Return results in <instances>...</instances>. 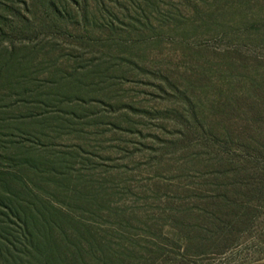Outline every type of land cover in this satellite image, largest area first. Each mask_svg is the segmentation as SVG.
<instances>
[{"label": "rangeland", "instance_id": "374dc122", "mask_svg": "<svg viewBox=\"0 0 264 264\" xmlns=\"http://www.w3.org/2000/svg\"><path fill=\"white\" fill-rule=\"evenodd\" d=\"M14 171L0 264H264V0H0ZM36 196L72 219L57 251Z\"/></svg>", "mask_w": 264, "mask_h": 264}, {"label": "trees", "instance_id": "16d2710c", "mask_svg": "<svg viewBox=\"0 0 264 264\" xmlns=\"http://www.w3.org/2000/svg\"><path fill=\"white\" fill-rule=\"evenodd\" d=\"M55 11H57L56 8ZM28 163L29 161L23 162L24 165H27L29 167ZM30 163V168H33L34 178H36L38 183L39 180L42 182L44 181V183L46 182V174H54L53 178H55V180L58 179V163L54 157L50 158L48 154L40 151L33 158V162L31 161ZM20 175L21 171H14L12 173H0V192H5L8 197L13 198L15 201V206L21 200V197L27 195L26 190L28 187L27 185H25L23 181L24 179H22ZM57 186L59 187V185ZM36 188H38V191L44 190L37 185ZM36 200L37 202H39L37 203V206L34 207L31 221L28 218V220L23 222L22 226L24 233L26 232V230H31L32 233L28 231L31 234L30 237L34 242L38 244V247L39 244L43 243V240H49L52 242L50 243L52 245V249L57 251L59 249L56 246L57 243L63 242L65 236V225L72 219L67 217V214H64L63 211L56 208L52 209L50 205L43 199H38L36 196ZM14 201L12 200V203H14ZM0 202L3 203V201ZM6 206L9 211L14 212L15 214H17L16 212L18 211V214L24 213L25 217L28 215L27 208H21L20 205L12 207L8 203ZM14 209H16L17 211H14Z\"/></svg>", "mask_w": 264, "mask_h": 264}]
</instances>
